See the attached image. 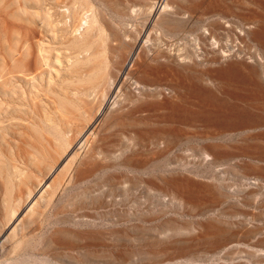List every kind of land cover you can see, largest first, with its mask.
Wrapping results in <instances>:
<instances>
[{
	"label": "rangeland",
	"instance_id": "1",
	"mask_svg": "<svg viewBox=\"0 0 264 264\" xmlns=\"http://www.w3.org/2000/svg\"><path fill=\"white\" fill-rule=\"evenodd\" d=\"M0 122V264H264V0H0Z\"/></svg>",
	"mask_w": 264,
	"mask_h": 264
},
{
	"label": "bare ground",
	"instance_id": "2",
	"mask_svg": "<svg viewBox=\"0 0 264 264\" xmlns=\"http://www.w3.org/2000/svg\"><path fill=\"white\" fill-rule=\"evenodd\" d=\"M159 7H162V5H157V10H158V8ZM168 7V4H166V5H164V7H163V9H165V8H167ZM154 8H155V5H154ZM69 9V8H68ZM73 10V9H72ZM68 11V10H67ZM70 11H71V9H70ZM72 12V14H73V11H71ZM63 13H65V12H63ZM69 13V12H68ZM66 14V13H65ZM72 14H71V16L70 17H72ZM63 16V15H62ZM93 22V21H92ZM90 17H89V15L86 17V18H84V19H80L78 22H77V24L76 25H74V28H75V32H77V31H80V29L81 30H84V29H87L89 26H90ZM62 27V26H61ZM70 28V27H69ZM71 29V28H70ZM203 34V37L202 38H206V39H209V32H208V30L207 31H205L204 33H202ZM211 39V38H210ZM214 40V39H213ZM188 41L189 42H193L194 44H196V45H199L200 44V38H198V37H194V38H191V39H188ZM42 50V49H41ZM45 55V54H44ZM40 56V55H39ZM46 56V55H45ZM42 57L43 59L44 58H46V57ZM80 55H78V57H79ZM74 57H76V56H74ZM82 60V59H81ZM41 61H42V59H41ZM57 61V62H56ZM56 61L54 60L53 61V63H57L58 64V66H60L61 64H59L58 63V59H56ZM73 61V60H72ZM71 61V62H72ZM70 62V61H69ZM46 63H48V62H46ZM55 63V64H56ZM77 63H79V58H76L75 60H74V62H73V64H76L77 65ZM42 64H44V63H42ZM50 64V63H49ZM48 64V67H46V68H51L52 66L51 65H49ZM53 65V64H52ZM54 67H55V65H54ZM53 68V67H52ZM67 68H65V70H66ZM62 70H64V69H62ZM54 71H55V74L58 76V74L60 73V69H57V68H54ZM53 71H47V72H45V74H43V73H41V74H39L38 76H35V77H30V79L28 78V82H30L31 84L32 83H34L36 80H37V78L38 79H41L42 80V78L44 77V75H47V73H48V76H50L51 75V73H52ZM61 74V73H60ZM58 77H60V75L58 76ZM57 77V78H58ZM47 78V77H46ZM45 78V79H46ZM49 78V77H48ZM61 78V77H60ZM44 79V78H43ZM44 79V80H45ZM50 79V78H49ZM27 80V79H26ZM53 80V79H52ZM52 83V82H51ZM32 85H34V84H32ZM32 88V87H31ZM1 123V122H0Z\"/></svg>",
	"mask_w": 264,
	"mask_h": 264
}]
</instances>
